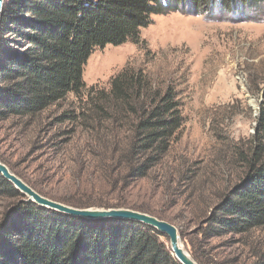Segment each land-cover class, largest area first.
I'll return each mask as SVG.
<instances>
[{
	"label": "trees",
	"instance_id": "obj_1",
	"mask_svg": "<svg viewBox=\"0 0 264 264\" xmlns=\"http://www.w3.org/2000/svg\"><path fill=\"white\" fill-rule=\"evenodd\" d=\"M262 7L264 0H6L0 26V119L36 118L74 94L82 107L58 120L78 123L94 141L103 134L105 149L114 158L101 178L115 193L131 192L151 177L183 128L181 101L174 88L157 89L140 69H124L107 90L87 89L84 71L91 55L109 45L139 44L142 29L155 15ZM253 143L249 159L244 158L246 177L225 192L204 219L211 237H242L264 228V89ZM24 180L48 195L38 183ZM7 198L22 201L0 224V264H181L168 239L149 226L90 221L25 203L0 174V200ZM55 199L79 208L125 207L166 220L122 199ZM193 258L210 264L200 256ZM254 264H264V253Z\"/></svg>",
	"mask_w": 264,
	"mask_h": 264
},
{
	"label": "rangeland",
	"instance_id": "obj_2",
	"mask_svg": "<svg viewBox=\"0 0 264 264\" xmlns=\"http://www.w3.org/2000/svg\"><path fill=\"white\" fill-rule=\"evenodd\" d=\"M184 13L153 16L139 44L98 48L85 66L87 89L107 90L116 75L132 68L147 73L157 89L177 91L184 126L149 179L124 193L103 182L102 171H110L114 158L103 134L95 132L94 141L78 123L58 120L82 107L74 94L36 118L0 119V161L23 181L38 183L48 195L33 189L53 201H131L176 226L192 257L210 264H254L264 253V228L242 237H211L204 219L248 172L244 158L255 146L264 89V7ZM21 201L0 200V224Z\"/></svg>",
	"mask_w": 264,
	"mask_h": 264
},
{
	"label": "water",
	"instance_id": "obj_3",
	"mask_svg": "<svg viewBox=\"0 0 264 264\" xmlns=\"http://www.w3.org/2000/svg\"><path fill=\"white\" fill-rule=\"evenodd\" d=\"M5 2L6 0H0V26L3 18ZM0 174L6 181L11 183L23 196L27 197L28 202H32L39 207L46 208L63 215L82 218L90 221L110 219L125 220L149 226L157 230L161 235L168 239L172 254L181 264H199L183 245L181 235L177 227L170 222L159 219L144 212L127 208H79L53 201L35 191L20 177L12 173L7 165L2 163L1 161Z\"/></svg>",
	"mask_w": 264,
	"mask_h": 264
}]
</instances>
